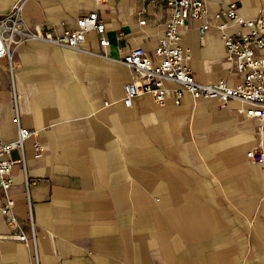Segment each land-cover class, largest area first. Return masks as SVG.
<instances>
[{"label":"crops","instance_id":"1","mask_svg":"<svg viewBox=\"0 0 264 264\" xmlns=\"http://www.w3.org/2000/svg\"><path fill=\"white\" fill-rule=\"evenodd\" d=\"M205 1L211 15L230 3L245 18L264 14V0ZM20 5V28L57 34L97 12L109 46L93 31L80 51L22 38L14 69L0 60V139L32 132L10 193L30 237L29 203L35 223V244L3 241L0 264H264V163L248 157L264 153V119L238 100L124 104L125 85L140 78L121 58L136 47L154 55L168 5L0 0V17ZM182 32L198 82H240L215 20L205 35L191 21ZM0 232H9L1 213Z\"/></svg>","mask_w":264,"mask_h":264},{"label":"built area","instance_id":"2","mask_svg":"<svg viewBox=\"0 0 264 264\" xmlns=\"http://www.w3.org/2000/svg\"><path fill=\"white\" fill-rule=\"evenodd\" d=\"M153 5H168L170 17L166 24L163 37L160 38L150 55L144 48L136 47L129 50L121 58V62L133 69L140 81L129 83L124 88V104L133 107L136 98L150 95L160 106L168 103L181 105L186 96L194 100H215L220 107L232 100L248 105L246 115L255 119H264V14L255 18H245L239 13L237 3L228 4L220 13L211 15L205 0H147ZM103 3L104 0H96ZM21 5L15 7L13 16L0 17V60L7 59L11 70L14 69L12 45L19 39H35L59 47L75 51L82 50L89 32L100 37L103 47L109 46L105 38L106 24L97 12L84 16L77 21V28L65 30L57 34L56 30L39 29L38 31L20 28L17 17ZM212 20L222 32L227 60L234 65L239 74L240 82L232 85L226 79L216 83L203 84L198 82L188 65L189 54L183 45V28L188 22L198 23V30L205 35L210 29ZM145 25V21L140 22ZM32 132L20 127L18 138L13 142L0 139V213L7 219L9 232H0V245L3 241H17L29 245L35 244V223L30 207L32 236L25 233L16 213V201L10 191L14 185L13 168L17 163H24V145ZM36 156H40L41 148L34 145ZM14 152L19 153L18 159L13 158ZM248 157L255 163H264V153L251 151ZM35 181L25 174L26 194L29 198L31 186Z\"/></svg>","mask_w":264,"mask_h":264},{"label":"rangeland","instance_id":"3","mask_svg":"<svg viewBox=\"0 0 264 264\" xmlns=\"http://www.w3.org/2000/svg\"><path fill=\"white\" fill-rule=\"evenodd\" d=\"M18 167H19V166H18ZM15 171H16V167L13 168V172H15Z\"/></svg>","mask_w":264,"mask_h":264}]
</instances>
